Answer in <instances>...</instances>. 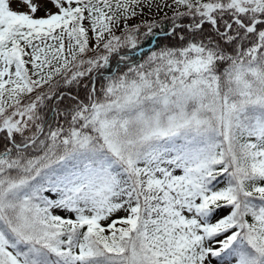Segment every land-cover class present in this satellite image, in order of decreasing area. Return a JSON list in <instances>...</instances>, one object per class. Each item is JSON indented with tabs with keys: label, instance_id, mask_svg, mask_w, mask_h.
Instances as JSON below:
<instances>
[{
	"label": "snow or ice",
	"instance_id": "6c2138e0",
	"mask_svg": "<svg viewBox=\"0 0 264 264\" xmlns=\"http://www.w3.org/2000/svg\"><path fill=\"white\" fill-rule=\"evenodd\" d=\"M0 264H264V0H0Z\"/></svg>",
	"mask_w": 264,
	"mask_h": 264
},
{
	"label": "rangeland",
	"instance_id": "374dc122",
	"mask_svg": "<svg viewBox=\"0 0 264 264\" xmlns=\"http://www.w3.org/2000/svg\"><path fill=\"white\" fill-rule=\"evenodd\" d=\"M14 7H16V5H13ZM165 12H167L168 13V15H171L172 13H171V10H169V9H165L164 10ZM163 16H164V12H160V13H156L155 12V10H154V12L152 13V14H149L147 17H145V18H147V19H152V18H155V19H161V18H163Z\"/></svg>",
	"mask_w": 264,
	"mask_h": 264
},
{
	"label": "trees",
	"instance_id": "16d2710c",
	"mask_svg": "<svg viewBox=\"0 0 264 264\" xmlns=\"http://www.w3.org/2000/svg\"><path fill=\"white\" fill-rule=\"evenodd\" d=\"M162 19V18H161ZM165 23H167V21H165Z\"/></svg>",
	"mask_w": 264,
	"mask_h": 264
}]
</instances>
